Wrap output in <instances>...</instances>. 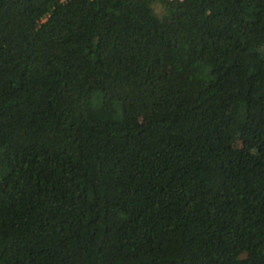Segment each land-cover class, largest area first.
<instances>
[{"label": "trees", "instance_id": "1", "mask_svg": "<svg viewBox=\"0 0 264 264\" xmlns=\"http://www.w3.org/2000/svg\"><path fill=\"white\" fill-rule=\"evenodd\" d=\"M0 264H264V0H0Z\"/></svg>", "mask_w": 264, "mask_h": 264}, {"label": "rangeland", "instance_id": "2", "mask_svg": "<svg viewBox=\"0 0 264 264\" xmlns=\"http://www.w3.org/2000/svg\"><path fill=\"white\" fill-rule=\"evenodd\" d=\"M237 144H241V142L239 141Z\"/></svg>", "mask_w": 264, "mask_h": 264}]
</instances>
